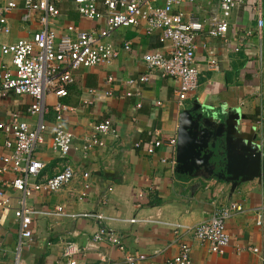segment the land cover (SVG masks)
<instances>
[{
    "label": "crops",
    "instance_id": "obj_1",
    "mask_svg": "<svg viewBox=\"0 0 264 264\" xmlns=\"http://www.w3.org/2000/svg\"><path fill=\"white\" fill-rule=\"evenodd\" d=\"M7 1L0 0V6ZM12 1L16 8L7 14L10 31L0 32V46L29 40L40 28V14H30L22 22V0ZM217 8L215 0H207L180 10L220 19ZM57 9L59 15L48 23L57 37L69 34L70 26L82 31L105 26L103 16L96 20L82 17L73 0H60ZM96 9L102 14L103 0L96 1ZM227 22L224 39L211 38L206 31L197 37V89L182 102H178V82L158 71L149 72L141 59L147 53L166 50L158 34L147 36L143 26L114 31L107 42L118 50L116 59L110 65L77 70L63 98H48L50 105L58 102L67 107L63 123L73 139L68 156L58 158L51 148L53 116L44 115L47 132L34 154L44 165L38 180L53 177L65 164L76 176L57 193L34 194L26 199V206L36 210L61 206L70 213L93 212L113 218L103 226L117 237L124 251L107 240L93 242L99 227L94 220L35 217L32 240L20 254L21 264H62L61 253L70 243L82 250L79 264H104L100 258L106 259L105 264H122L127 253L153 256L161 264L178 253L180 243L190 246L191 264H264V222L257 226L255 221V212L264 207V42L257 36L255 16L247 5L235 8ZM124 45L129 49L124 50ZM212 60L217 66L214 71L208 68ZM142 76L148 78L145 83L138 81ZM130 80L134 84L129 86ZM30 102L29 97L13 93L0 96V121L19 112L33 127L37 118L25 111ZM105 120L110 121L112 133L101 137L99 146L86 149L92 127ZM190 125L212 133L206 169L192 175L181 173L177 144L146 153L155 139L177 140ZM4 141L0 132V153L7 155ZM12 177L9 170L0 174V190L5 189L11 198V211L0 224V264H12L19 238L12 213L21 195L3 187ZM139 193L145 194L143 200L137 198ZM231 203L240 204L243 212L227 221L230 242L221 255L210 253L207 245L188 232L174 236L161 226L121 222L159 217L196 226L209 221L216 207Z\"/></svg>",
    "mask_w": 264,
    "mask_h": 264
},
{
    "label": "built area",
    "instance_id": "obj_2",
    "mask_svg": "<svg viewBox=\"0 0 264 264\" xmlns=\"http://www.w3.org/2000/svg\"><path fill=\"white\" fill-rule=\"evenodd\" d=\"M59 1L22 0L21 7L24 12L22 22H26L30 14L38 13L40 28L29 40H19L0 46L2 59L0 96L13 93L17 96L29 97L31 102L25 111L29 117L37 118L33 127L21 119L19 112L12 113L8 120L0 121V132L5 136L3 147L8 151L7 155L0 153V161L3 164L0 174L9 170L13 175L9 182L3 183V187L21 195L17 200V208L12 213L19 230L12 264H21L20 254L26 243L32 240L31 223L35 217L94 220L99 227L93 235V242L101 243L107 240L120 252L124 251L117 237L103 226L105 221H112L113 218L93 212L70 213L61 206L49 210H36L26 206V199L34 194L57 193L74 180L75 171L68 164H65L53 177L44 181L38 180L44 165L34 158V154L47 132V126L43 121L44 115L51 113L53 116L51 148L58 158L65 159L68 156L73 139V135L65 129L63 123L67 107L58 102L50 105L48 98H63L77 70L110 65L113 59H116L118 50L107 42L114 31L143 26L147 36L158 34L159 42L166 45V50L147 53L141 59L149 72L158 71L162 77L178 82V102L184 101L197 89L198 71L194 58L197 37L206 31L211 38L224 39L228 31L227 17L235 8L248 6L255 16L257 36L264 42V0H215L222 16L220 19L209 15L208 17L188 15L180 10L185 5L202 4L207 0H103L102 14L96 9L97 0H73L82 17L96 20L103 16L105 26L98 31H82L70 26L67 28L69 34L57 37L55 32L48 28V23L59 15L57 9ZM159 1L161 5L157 4ZM15 8L16 4L12 0L0 6V32L9 33L7 14ZM123 49L128 50L129 46L124 45ZM208 68L212 71L217 69L214 60L208 62ZM147 80V76H142L138 81L145 83ZM126 84L130 86L134 81L130 80ZM125 96L130 97L131 94L126 93ZM138 107L140 106L137 105L136 108ZM109 133H112V128L108 120L93 126L92 133L85 142L86 149L99 146L101 137ZM176 144V138H168L164 141L155 139L146 153L151 155L162 145L174 147ZM136 147H139V144ZM83 177L87 178L88 174L84 173ZM144 197V193L137 195L140 200ZM10 206V196L6 194L5 189L0 190V224L11 211ZM242 212V206L237 203L219 206L213 210L209 221L196 226L167 222L159 217L131 218L121 222L130 225L161 226L171 231L174 236L188 232L192 234L194 240L207 245L210 253L221 255L230 242L226 223L234 215ZM255 221L257 226H261L264 222V207L261 206L255 212ZM190 250L188 244L180 243L178 253L161 264H191ZM80 252L82 250L76 244H66L61 253L62 264H79ZM100 261L106 263L104 258H100ZM122 264L159 263L153 256L127 253L123 256Z\"/></svg>",
    "mask_w": 264,
    "mask_h": 264
},
{
    "label": "water",
    "instance_id": "obj_3",
    "mask_svg": "<svg viewBox=\"0 0 264 264\" xmlns=\"http://www.w3.org/2000/svg\"><path fill=\"white\" fill-rule=\"evenodd\" d=\"M210 139L212 133L209 130H198L191 125L179 134L176 155L181 173L192 175L194 171L207 168L211 157L208 152Z\"/></svg>",
    "mask_w": 264,
    "mask_h": 264
}]
</instances>
